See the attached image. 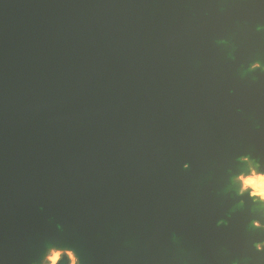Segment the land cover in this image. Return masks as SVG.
<instances>
[{"label":"water","instance_id":"obj_1","mask_svg":"<svg viewBox=\"0 0 264 264\" xmlns=\"http://www.w3.org/2000/svg\"><path fill=\"white\" fill-rule=\"evenodd\" d=\"M250 166L264 0H0V264H264Z\"/></svg>","mask_w":264,"mask_h":264},{"label":"rangeland","instance_id":"obj_2","mask_svg":"<svg viewBox=\"0 0 264 264\" xmlns=\"http://www.w3.org/2000/svg\"><path fill=\"white\" fill-rule=\"evenodd\" d=\"M250 171H251L250 174L242 175V176H240V178H238L236 180V182L237 183L239 182L238 184L240 185V189H239L238 193L249 191L250 195H252V197H256L254 194L255 190H259V191L264 192V185L258 186L257 185L258 183H256L260 179L264 178V173L257 172V170L255 168H252L251 166H250ZM256 198L262 199V196L261 197L257 196ZM262 202H263V200H262ZM255 226H256V224H255ZM63 256H66L68 259H70V264H77V260L71 252L62 251L60 249L58 251L57 250H51L48 253V256L46 257L44 264H57ZM55 258H56V260L54 261Z\"/></svg>","mask_w":264,"mask_h":264},{"label":"bare ground","instance_id":"obj_3","mask_svg":"<svg viewBox=\"0 0 264 264\" xmlns=\"http://www.w3.org/2000/svg\"><path fill=\"white\" fill-rule=\"evenodd\" d=\"M243 160H245V159H243ZM237 179L238 178H240V177H236ZM236 178H234L233 179V181H235L236 180ZM241 180V179H240ZM239 183V182H238ZM241 183V182H240ZM256 183H258L257 185L258 186H261V185H264V179H260L258 182H256ZM238 192H239V190H238ZM262 191H259V190H255L254 191V194H255V196L257 197V196H259V197H261L262 196V199H258V198H256V199H258V200H263V202H264V195H261L260 193H261ZM252 196V195H251ZM256 224V223H255ZM255 224H254V226H255ZM56 260V258L54 259V261Z\"/></svg>","mask_w":264,"mask_h":264},{"label":"clouds","instance_id":"obj_4","mask_svg":"<svg viewBox=\"0 0 264 264\" xmlns=\"http://www.w3.org/2000/svg\"><path fill=\"white\" fill-rule=\"evenodd\" d=\"M262 179H264V178H262ZM260 194H261V195H264V192H261Z\"/></svg>","mask_w":264,"mask_h":264},{"label":"built area","instance_id":"obj_5","mask_svg":"<svg viewBox=\"0 0 264 264\" xmlns=\"http://www.w3.org/2000/svg\"><path fill=\"white\" fill-rule=\"evenodd\" d=\"M69 261H70V259H69Z\"/></svg>","mask_w":264,"mask_h":264}]
</instances>
